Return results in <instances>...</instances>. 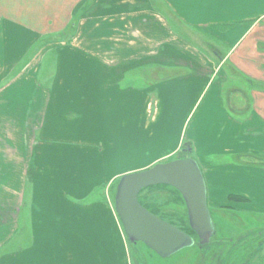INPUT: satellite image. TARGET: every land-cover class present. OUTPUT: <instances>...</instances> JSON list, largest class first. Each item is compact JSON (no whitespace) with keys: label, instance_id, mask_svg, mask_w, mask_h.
<instances>
[{"label":"crops","instance_id":"crops-1","mask_svg":"<svg viewBox=\"0 0 264 264\" xmlns=\"http://www.w3.org/2000/svg\"><path fill=\"white\" fill-rule=\"evenodd\" d=\"M161 1L208 51L151 0H0V264H131L113 185L179 158L264 217V0Z\"/></svg>","mask_w":264,"mask_h":264},{"label":"rangeland","instance_id":"rangeland-1","mask_svg":"<svg viewBox=\"0 0 264 264\" xmlns=\"http://www.w3.org/2000/svg\"><path fill=\"white\" fill-rule=\"evenodd\" d=\"M153 7L165 13L173 26L185 36L190 37L203 50L208 51V45L215 41L212 37L214 28H189L179 21L171 10L161 0H151ZM74 25L77 21L74 20ZM72 25L65 32L66 38L72 36L75 27ZM64 33V34H65ZM216 37V35L214 36ZM57 40L61 37H56ZM59 41V40H58ZM57 41V42H58ZM217 42V41H216ZM43 45H40V48ZM59 45L44 62V76L53 70L54 55ZM129 168V167H128ZM122 174V173H121ZM120 179L113 187H117ZM111 194V202L115 206V192ZM139 202L150 212L162 220L174 225L196 239V245L186 249L171 258L163 259L145 244L128 242L131 264H255L258 246L264 239V217L236 212L227 208H210L215 224L216 234L208 245L201 246L198 238L190 228L186 205L180 193L172 187L159 185L143 190ZM120 220V219H119ZM121 228H123L120 222ZM124 230V229H122Z\"/></svg>","mask_w":264,"mask_h":264},{"label":"water","instance_id":"water-1","mask_svg":"<svg viewBox=\"0 0 264 264\" xmlns=\"http://www.w3.org/2000/svg\"><path fill=\"white\" fill-rule=\"evenodd\" d=\"M159 185L172 187L180 193L191 230L201 246L208 245L216 228L208 205L207 185L199 164L189 157L158 164L120 179L115 209L129 243L141 242L163 259L196 245L192 235L157 217L139 202L143 190Z\"/></svg>","mask_w":264,"mask_h":264},{"label":"flooded vegetation","instance_id":"flooded-vegetation-1","mask_svg":"<svg viewBox=\"0 0 264 264\" xmlns=\"http://www.w3.org/2000/svg\"><path fill=\"white\" fill-rule=\"evenodd\" d=\"M211 242V241H210ZM256 256V263L255 264H264V239L258 246Z\"/></svg>","mask_w":264,"mask_h":264},{"label":"trees","instance_id":"trees-1","mask_svg":"<svg viewBox=\"0 0 264 264\" xmlns=\"http://www.w3.org/2000/svg\"><path fill=\"white\" fill-rule=\"evenodd\" d=\"M231 200L244 201V199H239V198H237V197H232Z\"/></svg>","mask_w":264,"mask_h":264}]
</instances>
